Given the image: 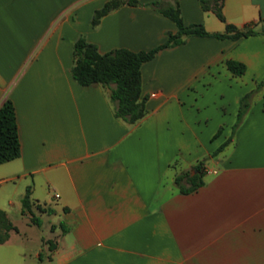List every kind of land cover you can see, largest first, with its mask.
Returning a JSON list of instances; mask_svg holds the SVG:
<instances>
[{
  "label": "crops",
  "instance_id": "0c3cea01",
  "mask_svg": "<svg viewBox=\"0 0 264 264\" xmlns=\"http://www.w3.org/2000/svg\"><path fill=\"white\" fill-rule=\"evenodd\" d=\"M105 1L0 0V103L12 102L20 150L0 176L30 177L40 225L41 215L60 216L44 240L48 262L264 264V33L189 36L158 50L140 67L147 112L129 124L113 116L106 89L72 79V43L82 35L100 53L148 50L175 25L137 0L91 26ZM175 1L184 24L223 31L198 0ZM221 13L237 28H264V0H223ZM229 59L244 64L241 75ZM250 91L230 142L211 155ZM201 159L202 185L180 193L174 177ZM17 235L0 243V264H22Z\"/></svg>",
  "mask_w": 264,
  "mask_h": 264
},
{
  "label": "trees",
  "instance_id": "16d2710c",
  "mask_svg": "<svg viewBox=\"0 0 264 264\" xmlns=\"http://www.w3.org/2000/svg\"><path fill=\"white\" fill-rule=\"evenodd\" d=\"M222 1L198 0L202 10L212 11L215 17L224 24L221 32H208L201 23L184 24L180 16L178 3L175 0H152L142 3V5L155 9L175 25L174 32H166L165 40L148 50L132 51L126 48H114L100 53L95 44L86 41L82 35H79L71 46L72 64L70 75L72 79L80 86L92 83L99 84L108 92L107 96L113 116L129 124L136 122L147 112L144 104L145 99L140 96V67L144 62L150 60L158 50L179 45L189 36H210L218 39L229 38L235 40L248 35L264 33V28L257 32L251 28L240 29L225 22L221 13ZM124 4L141 5L137 0H106L99 8L93 10L89 20L90 25L95 26L103 15ZM225 66L235 76L241 75L245 70L244 64L236 60H226ZM253 93L254 91L245 93L239 99L235 119L231 125L230 136L211 155L218 153L230 142L235 129L249 107ZM218 132L217 130L215 136ZM19 153L14 108L11 100L5 97L0 103V164L17 158ZM202 162L203 159L197 161L191 169L174 177V183L180 193L193 192L202 185ZM32 206L38 211H45L44 208L30 199V186H26L20 200V214H29L30 222L39 226L40 219L33 214ZM15 230L16 228L8 220L5 212L0 209V243L7 240L9 233ZM48 243V248L52 249L50 242Z\"/></svg>",
  "mask_w": 264,
  "mask_h": 264
},
{
  "label": "rangeland",
  "instance_id": "374dc122",
  "mask_svg": "<svg viewBox=\"0 0 264 264\" xmlns=\"http://www.w3.org/2000/svg\"><path fill=\"white\" fill-rule=\"evenodd\" d=\"M208 164L210 165V163ZM26 186H31L29 176L24 178L18 176L11 179L8 176L7 178L0 176V209H7V214L18 231V238L24 239L26 254L22 257V264H51L46 258V254L49 253L47 250L49 245L47 238H49L50 242L54 240L53 234L49 231V226L50 223L60 221V216L58 214L41 215L42 223L40 226H37L30 222L29 214L21 215L19 205ZM8 200L13 203V206H9ZM54 203V201L51 202L52 205ZM31 209L33 214L38 216L39 211L34 206ZM59 233L60 228L57 227L55 234ZM45 239L47 240L44 241ZM43 243L45 247H43ZM33 252L39 253L40 258L32 257ZM2 256L7 257L6 252L0 251V257Z\"/></svg>",
  "mask_w": 264,
  "mask_h": 264
},
{
  "label": "built area",
  "instance_id": "2783aa9c",
  "mask_svg": "<svg viewBox=\"0 0 264 264\" xmlns=\"http://www.w3.org/2000/svg\"><path fill=\"white\" fill-rule=\"evenodd\" d=\"M154 95H155L154 93L151 94V96H154ZM55 196H56V195H55Z\"/></svg>",
  "mask_w": 264,
  "mask_h": 264
},
{
  "label": "water",
  "instance_id": "95a60500",
  "mask_svg": "<svg viewBox=\"0 0 264 264\" xmlns=\"http://www.w3.org/2000/svg\"><path fill=\"white\" fill-rule=\"evenodd\" d=\"M245 30L247 29V27L244 28Z\"/></svg>",
  "mask_w": 264,
  "mask_h": 264
}]
</instances>
